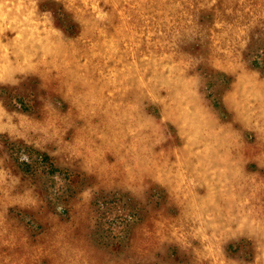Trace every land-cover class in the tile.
<instances>
[{
    "label": "rangeland",
    "instance_id": "obj_1",
    "mask_svg": "<svg viewBox=\"0 0 264 264\" xmlns=\"http://www.w3.org/2000/svg\"><path fill=\"white\" fill-rule=\"evenodd\" d=\"M0 264H264V0H0Z\"/></svg>",
    "mask_w": 264,
    "mask_h": 264
}]
</instances>
